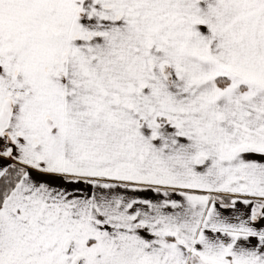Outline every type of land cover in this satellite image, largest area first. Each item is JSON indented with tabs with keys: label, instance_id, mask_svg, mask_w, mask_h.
<instances>
[{
	"label": "crops",
	"instance_id": "0c3cea01",
	"mask_svg": "<svg viewBox=\"0 0 264 264\" xmlns=\"http://www.w3.org/2000/svg\"><path fill=\"white\" fill-rule=\"evenodd\" d=\"M191 5L189 45L196 55L189 58L201 65L202 86L172 89V83L169 90L128 88L112 95L111 128L137 134L134 155L141 157L142 173L156 181L122 186L146 189L144 203L153 207L141 216L129 206L127 216L125 206L113 203L107 186H100L105 194L93 211L92 181L69 184L64 178L70 177L0 153V173L10 164L26 170L0 209L21 224L5 238L12 249L4 251L0 244V264H28L29 258L46 263L52 245L40 250L39 231L56 221L75 224L72 220L86 230L75 239L77 246L68 234L61 238L70 240L68 251L82 256L76 264H264V0H192ZM218 78L228 84L216 85ZM36 118L38 134L48 133ZM2 136L3 148L23 138L6 131ZM35 142L26 138L21 143L26 149L18 144L17 153L27 157L31 150L35 157ZM101 203L114 207L104 214ZM95 241L99 247L93 251L89 246Z\"/></svg>",
	"mask_w": 264,
	"mask_h": 264
},
{
	"label": "rangeland",
	"instance_id": "374dc122",
	"mask_svg": "<svg viewBox=\"0 0 264 264\" xmlns=\"http://www.w3.org/2000/svg\"><path fill=\"white\" fill-rule=\"evenodd\" d=\"M163 3L167 6L163 7ZM191 3L192 0H0V153L10 161L21 160L27 166L70 177L64 178L69 184L92 181L97 187L93 211L105 194L98 187L107 186L112 202L125 206L124 214L128 216L129 206H133L144 215L153 207L144 203L146 189L122 185L156 181L142 173L141 157L134 155L137 152L133 151V137L137 134L129 133L126 127L111 128L112 95L128 88L169 90L172 83V89L202 86L201 65L189 58L190 53L196 55L189 45L194 24ZM122 12L125 15L120 18L118 14ZM54 13L58 14L56 18ZM170 73L176 75L173 80L167 77ZM167 99L173 100V96ZM38 116L48 129L42 136L33 127ZM5 131L9 135L22 134L23 138L3 148ZM26 138L37 141L31 147L35 157L31 150L27 157L17 153L18 144L20 150L26 149L21 146ZM9 168L18 171L20 179L26 172L17 164ZM3 172L4 169L0 174ZM54 178L49 183L52 188L56 186ZM99 205L105 206L104 214L114 207ZM2 211L0 244L8 251L13 247L5 238L13 237L21 224L9 216L7 209ZM64 219L71 220L65 215ZM72 222L75 224L56 221L39 231L40 250L52 245L53 253L43 264H76L82 258L67 250L68 238L61 239L68 234L73 247L77 246L75 239L84 236L85 225ZM22 243L18 242V247ZM98 243H90L91 250L96 251ZM127 244L125 240L124 249ZM31 260L28 264H35Z\"/></svg>",
	"mask_w": 264,
	"mask_h": 264
},
{
	"label": "trees",
	"instance_id": "16d2710c",
	"mask_svg": "<svg viewBox=\"0 0 264 264\" xmlns=\"http://www.w3.org/2000/svg\"><path fill=\"white\" fill-rule=\"evenodd\" d=\"M215 83L218 86H226L228 84V81L218 78L215 80ZM20 177L21 176L18 171L9 168L7 172L0 178V207L2 206L7 196H9L13 191Z\"/></svg>",
	"mask_w": 264,
	"mask_h": 264
}]
</instances>
